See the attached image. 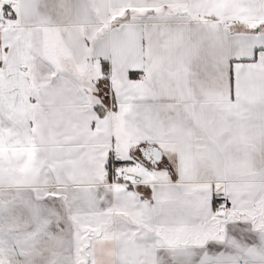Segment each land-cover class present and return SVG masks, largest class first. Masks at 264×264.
<instances>
[{
  "label": "snow or ice",
  "instance_id": "6c2138e0",
  "mask_svg": "<svg viewBox=\"0 0 264 264\" xmlns=\"http://www.w3.org/2000/svg\"><path fill=\"white\" fill-rule=\"evenodd\" d=\"M0 264H264V0H0Z\"/></svg>",
  "mask_w": 264,
  "mask_h": 264
}]
</instances>
